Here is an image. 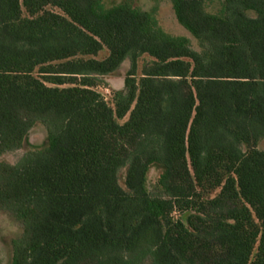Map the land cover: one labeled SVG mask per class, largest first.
<instances>
[{"label": "trees", "instance_id": "16d2710c", "mask_svg": "<svg viewBox=\"0 0 264 264\" xmlns=\"http://www.w3.org/2000/svg\"><path fill=\"white\" fill-rule=\"evenodd\" d=\"M169 3L0 0L9 264H264V0Z\"/></svg>", "mask_w": 264, "mask_h": 264}, {"label": "rangeland", "instance_id": "374dc122", "mask_svg": "<svg viewBox=\"0 0 264 264\" xmlns=\"http://www.w3.org/2000/svg\"><path fill=\"white\" fill-rule=\"evenodd\" d=\"M121 0H105L106 5L110 6L118 3ZM134 5L140 7L143 10H149L151 8L156 9V16L159 25L162 29L173 35H182L188 37L192 44L194 41L189 36V34L177 24L169 0H131ZM195 45H193L194 47ZM104 55V54H103ZM101 55V56H103ZM129 68L128 60H124L118 71L108 75L99 77L97 79V85L94 88L105 101L110 102L114 91L119 90L123 87V78L125 72ZM45 143V130L41 124H36L28 133L26 142L23 144L22 148L19 150L5 154L0 157V161H5L11 164L16 163V161L27 151L32 149L41 148ZM158 174V170L151 168L148 174V183L152 184ZM124 175V170L119 172V176L122 179ZM120 179V181H122ZM175 219L177 213L173 215ZM19 233V227L17 224L9 221L4 215H0V264H9L10 261V246L9 241L14 238Z\"/></svg>", "mask_w": 264, "mask_h": 264}]
</instances>
